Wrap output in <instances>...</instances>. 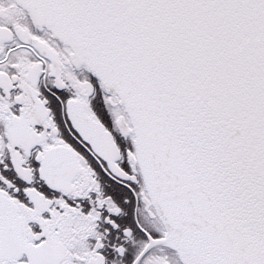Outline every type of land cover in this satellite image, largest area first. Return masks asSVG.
Here are the masks:
<instances>
[{"label":"snow or ice","instance_id":"1","mask_svg":"<svg viewBox=\"0 0 264 264\" xmlns=\"http://www.w3.org/2000/svg\"><path fill=\"white\" fill-rule=\"evenodd\" d=\"M0 264H264V0H0Z\"/></svg>","mask_w":264,"mask_h":264}]
</instances>
